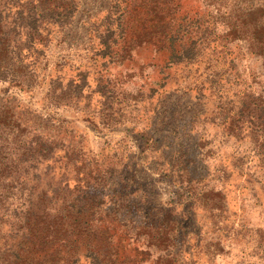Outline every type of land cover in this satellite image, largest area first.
I'll return each instance as SVG.
<instances>
[{
  "label": "rangeland",
  "instance_id": "1",
  "mask_svg": "<svg viewBox=\"0 0 264 264\" xmlns=\"http://www.w3.org/2000/svg\"><path fill=\"white\" fill-rule=\"evenodd\" d=\"M75 1L71 24L62 27L47 19L42 23L46 30L41 29V36L31 40L20 25H24L22 17L27 16L31 3L36 2L0 0L4 32L10 33L11 39L2 57L5 77L0 79V168L12 172L6 181L0 180V217L4 205L11 219L21 216L27 210L32 187L45 186L46 177L43 181L41 176L42 182H38L28 164L18 172L13 168L21 150L16 122L30 129L32 122L41 119L49 126L50 135L60 140L54 184L70 182L72 189L79 180L82 188L88 185L95 192L109 193L106 204L110 211L119 210L138 224L172 232L178 247L193 258L199 252L203 257L202 248L212 232L232 227L240 214L236 190L240 179L236 174L227 189L228 207L216 218L199 199L202 194H195L201 187L196 175L208 168L212 174L218 168L229 171L226 144L231 138L251 134V125L238 121L245 92L232 62L234 54L217 44L215 49H203L191 62L165 65L150 61L141 76L120 77L114 83L113 76L106 74H117L121 61L110 54L101 59L93 35L105 32L107 23L102 20L112 0ZM14 22L18 27L11 32ZM145 56L134 57L133 65L148 63ZM252 57L248 66H254ZM221 81L231 85L229 105L220 101L219 95L226 89ZM130 82L133 91L126 88ZM88 89L93 95L84 98ZM98 89L101 97L95 93ZM213 136L216 163L209 159L213 153L206 142ZM179 145L189 155L188 169L193 172L182 181L167 158ZM220 157L223 167L218 164ZM74 160L78 161L75 167L71 165ZM5 183L4 190L1 185ZM246 213L253 223L260 222L255 209L249 207ZM17 239L9 224H4L0 250ZM235 256L233 252L231 259L223 257L218 264H235ZM197 264L203 263L199 260Z\"/></svg>",
  "mask_w": 264,
  "mask_h": 264
},
{
  "label": "trees",
  "instance_id": "2",
  "mask_svg": "<svg viewBox=\"0 0 264 264\" xmlns=\"http://www.w3.org/2000/svg\"><path fill=\"white\" fill-rule=\"evenodd\" d=\"M31 1L36 3H31L27 16L22 17L25 23L20 25L27 29L31 40L41 36V29L46 30L42 23L47 19L58 26L73 22L75 0ZM103 22L107 23L105 32L93 33L97 40L95 49L101 59L110 54L112 59L121 61L117 74H106L113 76L114 83L120 77L130 80L141 76L151 66L150 61L165 65L191 62L203 49H215L217 44H222L229 55L234 54L232 62L245 92L238 107V121L250 124L251 134L231 138L226 144V154L230 151L226 156L229 171L218 168L212 174L209 168L204 169L203 174L196 175L201 183L199 193L191 187L189 190L196 196L202 194L199 199L216 218L228 207L227 189L236 174L240 179L236 187L241 199L240 214L232 227L212 232L202 248L203 257L199 252L193 258L175 244L172 232L138 224L119 210L110 211L106 204L109 193L95 192L88 185L82 188L79 180L72 189L70 182L54 184L52 173L59 138L50 135L49 126L41 119L32 122L30 129L16 122V141L21 143V150L13 168L18 172L28 164L38 182H42L43 175L46 180L44 188L39 184L32 187L27 210L21 216L11 219L2 206L0 234L8 223L18 239L0 250V264H197L199 260L218 264L219 259L228 258L233 252L235 264H264V0H112ZM12 26L8 28L11 32L18 27L16 22ZM4 29L0 11V79L5 77L3 53L11 46L10 33ZM141 54H146L149 62L133 65L134 57ZM250 56L254 66L247 64ZM221 84L226 89L219 95L220 101L229 105L231 85L224 81ZM129 86L133 91L134 83L126 88ZM95 93L101 97L99 89ZM82 95L90 98L93 92L88 89ZM214 141L213 136L206 142L208 151L213 153L209 159L216 163ZM181 150L179 145L178 151L167 158H171L173 172L182 181L193 172L188 169L189 155ZM222 157L218 164L223 167ZM77 162L74 160L71 165L75 167ZM11 173L8 167L0 168V180L6 181ZM7 184L1 185L4 190ZM249 207L257 211L260 222L249 219Z\"/></svg>",
  "mask_w": 264,
  "mask_h": 264
}]
</instances>
